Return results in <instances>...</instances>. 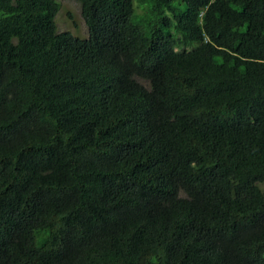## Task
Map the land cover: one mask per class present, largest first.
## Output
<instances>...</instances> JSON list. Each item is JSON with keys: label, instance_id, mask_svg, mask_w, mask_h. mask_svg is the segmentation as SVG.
<instances>
[{"label": "trees", "instance_id": "obj_1", "mask_svg": "<svg viewBox=\"0 0 264 264\" xmlns=\"http://www.w3.org/2000/svg\"><path fill=\"white\" fill-rule=\"evenodd\" d=\"M78 2L0 0V264H264V0Z\"/></svg>", "mask_w": 264, "mask_h": 264}, {"label": "rangeland", "instance_id": "obj_2", "mask_svg": "<svg viewBox=\"0 0 264 264\" xmlns=\"http://www.w3.org/2000/svg\"><path fill=\"white\" fill-rule=\"evenodd\" d=\"M60 10L56 16L61 30H70L75 36L88 38L89 30L82 14L81 4L78 0H59ZM180 3V1H178ZM181 8L186 7L185 2H181Z\"/></svg>", "mask_w": 264, "mask_h": 264}]
</instances>
